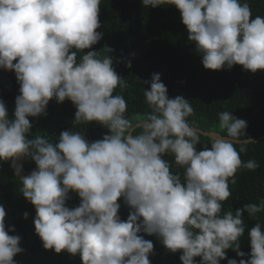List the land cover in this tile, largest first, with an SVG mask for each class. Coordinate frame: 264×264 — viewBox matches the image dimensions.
Returning <instances> with one entry per match:
<instances>
[{
	"label": "clouds",
	"instance_id": "1",
	"mask_svg": "<svg viewBox=\"0 0 264 264\" xmlns=\"http://www.w3.org/2000/svg\"><path fill=\"white\" fill-rule=\"evenodd\" d=\"M142 4L177 9L206 70L240 65L251 73L264 71V16L253 18L247 0ZM100 8L101 0H0V69L14 72L20 86L12 117L0 100V161L11 162L17 176L18 161L36 165L19 179L22 196L35 208V234L43 248L79 256L81 264H151L154 244L143 233L155 235L169 252H180L181 264H264V226L258 220L247 230L250 252L241 250L244 213L256 218L264 199L222 214L237 171L259 167L255 160H241L254 141L240 140L247 122L219 112L227 137L197 151L201 133L188 119L194 108L183 95L169 98L154 73L142 82L149 85L143 93L147 119L133 124L125 115L126 100L114 95L125 82L113 57L100 58L92 50L103 37L97 31ZM126 66L131 68L130 60ZM53 99L75 106L73 124L95 122L109 134L92 142L71 129L61 131L56 142L33 136L29 118L46 115ZM166 155L184 169L183 180ZM70 193L80 198L75 208L66 206ZM121 198L130 208L126 220L119 215ZM6 215L0 205V264H16L14 257L24 250L21 237L9 234L15 229L6 228ZM229 249L239 260L228 258Z\"/></svg>",
	"mask_w": 264,
	"mask_h": 264
},
{
	"label": "trees",
	"instance_id": "2",
	"mask_svg": "<svg viewBox=\"0 0 264 264\" xmlns=\"http://www.w3.org/2000/svg\"><path fill=\"white\" fill-rule=\"evenodd\" d=\"M247 2L253 18L264 16V0ZM99 19L102 26L97 31L102 32L103 37L92 50L99 51L100 58L105 55L113 57V67L125 82L123 90L117 87L114 95H122L126 100L125 115L133 124L146 120L150 111L143 94L149 85L142 82L150 80L152 74L159 73L168 89L169 98L183 95L189 100L194 115L188 119L193 126L206 130L217 127L218 132L227 135V131L219 127L218 113L229 111L236 118L247 122L248 136L240 138L264 134V71L251 73L240 65H234L231 69L225 67L220 71L206 70L200 56L194 51V45L187 40V30L174 6L145 8L142 0H101ZM108 48L112 52H108ZM83 54L78 53L77 58ZM127 60L131 61V68L126 66ZM19 87L14 72L0 69V100L7 105L9 117L13 115ZM75 112L76 108L70 101L65 100L60 104L55 99L51 100L46 115L29 118L33 125L32 135L44 136L56 142L61 131L71 129L81 132L92 142L109 134L108 129L95 122L89 125L73 124ZM140 131L137 128L136 134ZM212 142L213 138L201 133L197 151L204 147L210 148ZM235 147L239 150L240 143H236ZM246 148L247 151L240 153L241 160H255L259 167L255 171L244 168L237 171L236 183H229L231 196L223 202L222 214L230 209L235 211L244 204H259L264 199V139L248 143ZM164 159L172 164V171L183 180L184 169L174 164L171 155L164 156ZM10 164L0 161V205L7 213L6 228L15 229L9 234L21 237L20 246L24 251L14 257L16 264H81L79 256H72L66 251L57 254L54 250L43 248L40 238L35 234V208L22 196L21 181ZM20 164L25 174L35 166L31 159L22 160ZM69 195L66 206L77 207L80 198L76 193ZM120 203L119 215L122 220H126L130 208L122 198ZM25 212L28 213L27 219L23 216ZM257 220L264 226V211L254 219H249L248 213H244L246 231L241 238V250L245 253L250 252L247 230ZM141 235L154 244L153 254L149 257L151 264H181L180 252H169L155 235ZM227 256L239 260L231 249L227 251ZM221 264H227V260L221 261Z\"/></svg>",
	"mask_w": 264,
	"mask_h": 264
},
{
	"label": "water",
	"instance_id": "3",
	"mask_svg": "<svg viewBox=\"0 0 264 264\" xmlns=\"http://www.w3.org/2000/svg\"><path fill=\"white\" fill-rule=\"evenodd\" d=\"M142 121V120H141ZM139 122V121H138ZM137 122V123H138ZM136 123V124H137ZM194 127H196V126H194ZM196 128H198L199 130H200V133H202L203 135H206V136H208V137H210V138H226L227 137V135H224V134H222L221 132H218V131H214V130H206V129H203V128H201V127H196ZM255 142H259V141H262L263 139H264V134L263 135H260V136H256V137H251ZM247 139H249V138H240V140H247ZM17 167H21V164H20V161H18L17 162ZM36 169V165L31 169V171L29 172V173H24L23 171H21L20 173H19V176H25V175H29V174H31V172L32 171H34ZM14 172H15V174H16V171L14 170ZM17 175V174H16ZM18 176V177H19Z\"/></svg>",
	"mask_w": 264,
	"mask_h": 264
},
{
	"label": "rangeland",
	"instance_id": "4",
	"mask_svg": "<svg viewBox=\"0 0 264 264\" xmlns=\"http://www.w3.org/2000/svg\"><path fill=\"white\" fill-rule=\"evenodd\" d=\"M216 129H214V131H217V127H215Z\"/></svg>",
	"mask_w": 264,
	"mask_h": 264
}]
</instances>
